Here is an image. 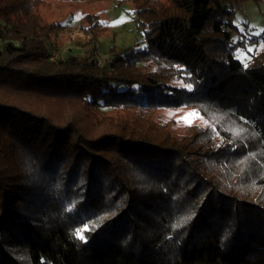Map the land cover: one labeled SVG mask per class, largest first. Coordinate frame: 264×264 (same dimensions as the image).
<instances>
[{
    "label": "trees",
    "instance_id": "1",
    "mask_svg": "<svg viewBox=\"0 0 264 264\" xmlns=\"http://www.w3.org/2000/svg\"><path fill=\"white\" fill-rule=\"evenodd\" d=\"M42 1L0 0V87L50 103L0 97V264H264V34L234 23L243 0H131L143 45L110 66L51 60ZM181 106L210 123L153 118Z\"/></svg>",
    "mask_w": 264,
    "mask_h": 264
},
{
    "label": "rangeland",
    "instance_id": "2",
    "mask_svg": "<svg viewBox=\"0 0 264 264\" xmlns=\"http://www.w3.org/2000/svg\"><path fill=\"white\" fill-rule=\"evenodd\" d=\"M168 3L167 0H160ZM160 3H158L160 5ZM134 3L131 0H43L39 5V14L42 23L52 24L54 28L50 32L49 41L53 46L51 60L57 61L60 55L93 56L100 66H110L112 47L122 48L136 45L141 47L142 31L138 26L133 13ZM233 21L249 38L264 34V0H243L235 7ZM248 50L255 49V45L246 44ZM257 49L264 47V41H259ZM115 50V48H114ZM248 51L237 49L236 55L244 60ZM33 67L35 65H24ZM0 97H12L28 101L33 105H47L44 96L29 95L16 89H5L0 87ZM50 104V103H48ZM60 105L50 106L60 116L65 114L84 113L81 116V125L90 132L97 134L106 128L107 121L102 118L95 119L96 111L84 107L81 101L75 99H62ZM109 112H120L133 118L136 116L131 110L116 109ZM156 121L165 123L166 127L173 133L185 131L186 125L206 126L209 120L196 108L192 106H181L177 108H162L153 113ZM139 121V120H136ZM142 122L138 123L141 127ZM157 129V128H156ZM162 132L163 130L157 129Z\"/></svg>",
    "mask_w": 264,
    "mask_h": 264
},
{
    "label": "snow or ice",
    "instance_id": "3",
    "mask_svg": "<svg viewBox=\"0 0 264 264\" xmlns=\"http://www.w3.org/2000/svg\"><path fill=\"white\" fill-rule=\"evenodd\" d=\"M245 66H247V65H245ZM190 87V86H189ZM85 230H87V228L85 229ZM77 235L79 236V238L80 239H84V236L82 235V233L81 232H77Z\"/></svg>",
    "mask_w": 264,
    "mask_h": 264
}]
</instances>
